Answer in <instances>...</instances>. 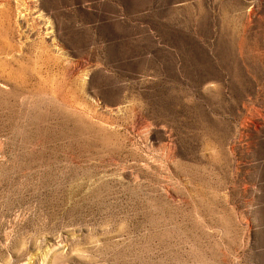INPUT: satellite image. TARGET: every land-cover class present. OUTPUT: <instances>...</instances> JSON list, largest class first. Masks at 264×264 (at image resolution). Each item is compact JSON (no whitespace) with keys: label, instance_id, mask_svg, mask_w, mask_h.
Listing matches in <instances>:
<instances>
[{"label":"rangeland","instance_id":"374dc122","mask_svg":"<svg viewBox=\"0 0 264 264\" xmlns=\"http://www.w3.org/2000/svg\"><path fill=\"white\" fill-rule=\"evenodd\" d=\"M0 264H264V0H0Z\"/></svg>","mask_w":264,"mask_h":264},{"label":"bare ground","instance_id":"6f19581e","mask_svg":"<svg viewBox=\"0 0 264 264\" xmlns=\"http://www.w3.org/2000/svg\"><path fill=\"white\" fill-rule=\"evenodd\" d=\"M78 209V208H77ZM73 210V209H72ZM76 211V210H75Z\"/></svg>","mask_w":264,"mask_h":264}]
</instances>
